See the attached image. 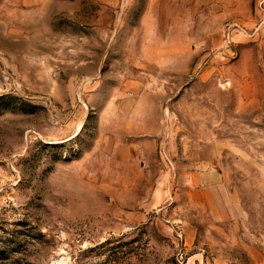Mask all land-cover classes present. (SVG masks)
<instances>
[{
	"label": "rangeland",
	"instance_id": "rangeland-1",
	"mask_svg": "<svg viewBox=\"0 0 264 264\" xmlns=\"http://www.w3.org/2000/svg\"><path fill=\"white\" fill-rule=\"evenodd\" d=\"M260 0H0V264H264Z\"/></svg>",
	"mask_w": 264,
	"mask_h": 264
},
{
	"label": "built area",
	"instance_id": "built-area-1",
	"mask_svg": "<svg viewBox=\"0 0 264 264\" xmlns=\"http://www.w3.org/2000/svg\"><path fill=\"white\" fill-rule=\"evenodd\" d=\"M259 7L261 9L262 15H264V0H260ZM263 25H264V19L260 22L259 25H256V27H254L252 30H247L245 29V27H243L242 25L238 23H231L227 25L225 32H224L225 38H226L225 43L227 44V46L232 45L234 36L237 33H240V34L245 33L246 35L251 36V37L253 36L258 37L260 33L262 32Z\"/></svg>",
	"mask_w": 264,
	"mask_h": 264
}]
</instances>
